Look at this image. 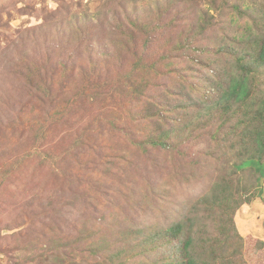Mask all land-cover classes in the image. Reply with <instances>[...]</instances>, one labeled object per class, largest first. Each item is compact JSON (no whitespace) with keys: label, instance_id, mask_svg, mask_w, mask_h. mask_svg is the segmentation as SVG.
I'll use <instances>...</instances> for the list:
<instances>
[{"label":"rangeland","instance_id":"obj_1","mask_svg":"<svg viewBox=\"0 0 264 264\" xmlns=\"http://www.w3.org/2000/svg\"><path fill=\"white\" fill-rule=\"evenodd\" d=\"M257 140L264 0H0V264H264Z\"/></svg>","mask_w":264,"mask_h":264},{"label":"trees","instance_id":"obj_2","mask_svg":"<svg viewBox=\"0 0 264 264\" xmlns=\"http://www.w3.org/2000/svg\"><path fill=\"white\" fill-rule=\"evenodd\" d=\"M240 83V84H239ZM230 92L232 94H235L236 99H239L241 101L245 100L248 98L249 96V81L246 77H243V82H238L232 85V87L230 88ZM258 141V142H257ZM257 146H258V152L262 153L263 152V148H262V144L264 142L257 140ZM149 143L153 146H166L167 144L164 143L163 141H160L159 139H155L152 141H149ZM255 166L256 169L260 172V175L258 176V179L261 178L264 175V164L263 163H259L257 162V159L255 156H250L247 157L245 159V161H243L240 166ZM259 195H261L263 193V189L259 190ZM181 225H177L175 227H173V229H177L180 228ZM172 228V227H170ZM188 244V241H187Z\"/></svg>","mask_w":264,"mask_h":264}]
</instances>
